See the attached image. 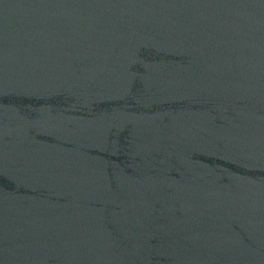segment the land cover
I'll use <instances>...</instances> for the list:
<instances>
[{"label":"water","instance_id":"water-1","mask_svg":"<svg viewBox=\"0 0 264 264\" xmlns=\"http://www.w3.org/2000/svg\"><path fill=\"white\" fill-rule=\"evenodd\" d=\"M0 264H264V0H0Z\"/></svg>","mask_w":264,"mask_h":264}]
</instances>
